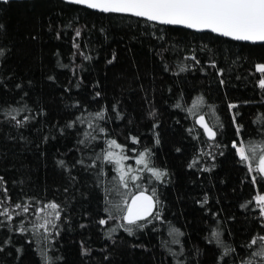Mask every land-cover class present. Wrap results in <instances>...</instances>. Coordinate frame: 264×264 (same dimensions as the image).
I'll return each mask as SVG.
<instances>
[{
  "label": "trees",
  "instance_id": "trees-1",
  "mask_svg": "<svg viewBox=\"0 0 264 264\" xmlns=\"http://www.w3.org/2000/svg\"><path fill=\"white\" fill-rule=\"evenodd\" d=\"M258 64L264 43L65 0L0 1V212L11 214L0 215V264H264L253 256L264 181L233 147L264 142ZM112 140L140 177L128 188L104 159L120 151ZM148 150L161 180L136 163ZM139 190L156 206L129 233L113 205ZM45 219L55 227L36 234Z\"/></svg>",
  "mask_w": 264,
  "mask_h": 264
},
{
  "label": "snow or ice",
  "instance_id": "snow-or-ice-1",
  "mask_svg": "<svg viewBox=\"0 0 264 264\" xmlns=\"http://www.w3.org/2000/svg\"><path fill=\"white\" fill-rule=\"evenodd\" d=\"M7 2V0H5ZM71 3L78 5H86L91 9H98L106 13H129L136 17H144L149 21L159 22L165 25H182L189 29H195L198 31L210 30L213 33L225 37H231L237 41H249L253 43H264V0H70ZM79 35V32H77ZM195 59V57H193ZM256 70L261 74H264V64L256 65ZM259 87L264 89V78L260 79ZM99 95V94H97ZM203 98H198L197 104H202ZM180 105H177L179 107ZM196 105L193 106L195 108ZM231 107H236L232 105ZM189 112H193V109H188ZM96 116L99 119H103V113H97ZM235 119V117H233ZM205 131L209 139H215L216 131L213 130L215 124L210 127L205 121L204 115H199L196 121ZM91 127V125H89ZM103 131V129H101ZM240 126H237V132L239 133ZM134 143H139L135 137L132 138ZM83 142V141H81ZM109 149H119V152L107 151L104 159L109 163L116 165V171L119 173V182L124 188H128V180H138L139 176L130 175L133 171L130 167L126 169L124 161L129 157L124 155L123 147L115 140H112L108 144ZM233 147L237 148L239 158L244 162L248 168L249 173H258L259 178L264 181V142L261 144H250L247 147L240 146L233 142ZM257 152L260 153L257 158ZM149 156L150 150L145 151L136 161L137 164L144 165L157 180H161L167 175L159 169L149 168ZM256 160V167L253 168L252 160ZM63 163V162H61ZM257 175H252V182L255 183ZM0 177V181H2ZM137 187H139L137 185ZM6 191V190H5ZM153 195H146L144 190H141L138 195H134L131 198V202L127 199L122 201V204L113 205L117 212H123L122 219L126 222V225H121L125 231L132 233L133 228H143L146 225L139 223L140 221L147 220L148 217L153 216V209L156 206ZM256 203L260 206L261 215H264V195H257L255 197ZM3 201H0L2 204ZM111 204V202H109ZM22 206L16 204L15 208L19 209ZM60 206L56 203H49L47 208L58 209ZM108 213L109 219H112V212L110 208L105 209ZM41 212L44 209H40ZM23 212H28V205L23 206ZM0 215L11 218V214L5 209L0 212ZM51 215V213H50ZM60 213L55 212V219H59ZM39 218V217H38ZM158 218V216H157ZM100 224L108 223V220L102 219ZM55 224L52 220L45 219L43 223L33 225V230L36 234H39L40 229H44L46 233L48 231V225ZM20 231H25L23 225L20 226ZM173 231L179 233V230ZM213 236L219 241L220 233L213 232ZM47 238V237H45ZM261 247L253 253V256L264 259V236L258 238ZM178 242V241H177ZM258 240L252 239L249 247L257 245ZM229 251L234 249H226L225 255ZM246 264H253L250 259Z\"/></svg>",
  "mask_w": 264,
  "mask_h": 264
},
{
  "label": "water",
  "instance_id": "water-1",
  "mask_svg": "<svg viewBox=\"0 0 264 264\" xmlns=\"http://www.w3.org/2000/svg\"><path fill=\"white\" fill-rule=\"evenodd\" d=\"M0 1H5V0H0ZM7 1H9V0H7ZM65 1H67V2H70V0H65ZM71 3V2H70ZM83 6H85V7H87L86 5H83ZM93 10H97V11H100V10H98V9H93ZM123 14H129V13H123ZM129 15H132V14H129ZM134 16V15H133ZM141 18H144V17H141ZM146 19V18H145ZM155 22V21H154ZM157 23H159V22H157ZM161 24V23H160ZM173 26H180V27H184V26H182V25H173ZM186 28V27H185ZM192 30H195V29H192ZM195 31H198V30H195ZM203 31H210V30H203ZM211 32V31H210ZM215 34H218V33H215ZM219 35V34H218ZM222 36V35H221ZM228 38H231V37H228ZM245 42H249V41H245ZM250 43H253V42H250ZM257 43H259V42H257ZM201 115H204V114H201ZM205 116V115H204ZM198 118H199V116H198ZM198 118H197V120H198ZM205 121L207 122V120H206V117H205ZM208 123V122H207ZM210 126V125H209ZM211 127V126H210ZM214 130V129H213ZM215 131V130H214ZM141 190H139V191H137V192H135L134 194H133V196L134 195H138L139 194V192H140ZM145 191V194L146 195H153V193L152 192H150L149 190H144ZM132 198V197H131ZM153 199H154V201H156V199H155V197L153 196ZM129 202H131V199L129 200Z\"/></svg>",
  "mask_w": 264,
  "mask_h": 264
}]
</instances>
